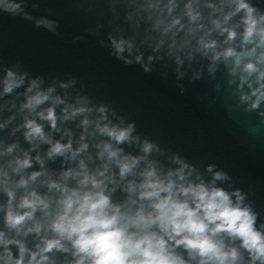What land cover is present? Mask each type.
Segmentation results:
<instances>
[{
  "label": "clouds",
  "instance_id": "1",
  "mask_svg": "<svg viewBox=\"0 0 264 264\" xmlns=\"http://www.w3.org/2000/svg\"><path fill=\"white\" fill-rule=\"evenodd\" d=\"M23 5L0 0V13L33 19ZM98 8L116 60L144 73L160 62L177 81L222 68L230 110L255 112L246 130L264 136V10L251 0ZM74 84L0 68V264H264V223L246 193L220 186L226 172L207 164L205 179Z\"/></svg>",
  "mask_w": 264,
  "mask_h": 264
},
{
  "label": "water",
  "instance_id": "2",
  "mask_svg": "<svg viewBox=\"0 0 264 264\" xmlns=\"http://www.w3.org/2000/svg\"><path fill=\"white\" fill-rule=\"evenodd\" d=\"M251 2L264 10V0ZM99 3L24 0V11L33 19L0 13V68L15 65L45 84L74 80L70 91L108 105L134 122L139 135L195 165L205 179L207 164L226 172L229 180L220 186L246 193L257 224L264 223V136L246 130L256 122L255 112L230 110L234 98L228 96L223 69L211 78L177 81L160 62H153L148 73L125 65L109 54L106 34L112 26ZM39 18L55 21L54 31L37 27Z\"/></svg>",
  "mask_w": 264,
  "mask_h": 264
}]
</instances>
